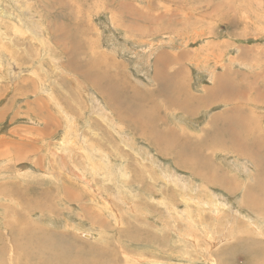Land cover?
Masks as SVG:
<instances>
[{"label": "rangeland", "instance_id": "obj_1", "mask_svg": "<svg viewBox=\"0 0 264 264\" xmlns=\"http://www.w3.org/2000/svg\"><path fill=\"white\" fill-rule=\"evenodd\" d=\"M237 121L264 136V0H0V264L11 227L29 264H264Z\"/></svg>", "mask_w": 264, "mask_h": 264}, {"label": "bare ground", "instance_id": "obj_2", "mask_svg": "<svg viewBox=\"0 0 264 264\" xmlns=\"http://www.w3.org/2000/svg\"><path fill=\"white\" fill-rule=\"evenodd\" d=\"M162 58H165L164 56H162L160 58V60ZM167 59V58H165ZM159 60V61H160ZM164 60V59H163ZM168 60V59H167ZM175 60V58H174ZM162 61V60H161ZM176 61V60H175ZM164 62V61H163ZM162 64H165L163 63ZM160 63V62H159ZM157 66V65H156ZM160 66V65H159ZM160 68V67H159ZM222 84V83H221ZM253 84V83H252ZM259 84V83H258ZM237 85V84H236ZM238 87V86H237ZM221 88V87H220ZM236 88V87H235ZM215 89V88H214ZM226 89V88H225ZM218 90V88H217ZM220 90V89H219ZM218 90V91H219ZM210 91V90H209ZM222 91V90H221ZM175 93V97H171V94L168 96V98L165 99V102L166 104L169 106V107H172L174 110H184L183 108L185 103H183V101L186 100L187 101H192V100H196L198 101L199 103H202V104H206L208 103V99L207 97L205 98H199V99H202L199 101V99H193L189 96L188 94V91L187 90H184L182 86H178V85H175L174 86V91ZM215 92V91H214ZM210 93H212L210 91ZM210 93H206L208 95H210ZM230 93V92H229ZM173 94V93H172ZM232 95V94H231ZM263 95V94H261ZM184 96V97H183ZM213 96V95H211ZM225 96V95H224ZM229 96V95H228ZM182 97V98H181ZM223 97V95H222ZM223 98H227V97H223ZM228 101H229V98H228ZM188 103V102H187ZM198 104V103H197ZM192 105V104H190ZM186 106V105H185ZM187 108H188V105H187ZM189 109V108H188ZM187 109V110H188ZM192 109V108H191ZM196 109V108H195ZM190 110V109H189ZM185 113H188L189 111H186L184 110ZM224 115V114H223ZM219 116V115H218ZM221 116V114H220ZM221 118V117H220ZM234 118V116H233ZM217 119V118H216ZM226 119V118H225ZM237 119V118H235ZM240 119V118H239ZM218 120V119H217ZM223 120V119H222ZM241 122V120H238ZM237 121V123H238ZM213 122H217L215 119L213 120ZM242 123V122H241ZM213 124V123H212ZM211 124V125H212ZM229 123H227L228 125ZM217 124L215 123V126ZM225 125V126H227ZM237 126H239L240 128H242V125L240 126V124H234L233 126L232 125H228L227 127V132H223L222 130H218L217 133L215 135H221L223 138H227L229 141H230V144H228L227 147H225V144L220 147L218 150H224L229 152V153H235V154H238L240 156H247L249 155L256 163H257V168L258 170L264 174V136L261 135L260 131H254V132H249L248 134L245 135V138L248 140V142H243L241 138H237V132L240 128H237ZM217 127V126H216ZM222 127V126H221ZM220 127V128H221ZM218 129V128H217ZM225 131V130H224ZM259 133V134H257ZM213 134V133H212ZM240 134V133H239ZM242 134V132H241ZM158 139V140H157ZM153 140L155 142H160L159 138L156 137V136H153ZM227 149V150H226ZM248 194L251 193V190L247 191ZM30 213V212H29ZM19 221V224H20V220ZM26 223V222H25ZM25 225V224H24ZM27 225V223H26ZM29 226V225H27ZM23 227V226H22ZM30 228V227H29ZM22 229V228H21ZM31 231H36L35 229L34 230H30V229H27L26 227L22 230H16L15 228H10V237H11V240H10V244L9 245V248H10V251L13 252V256H11V263L12 264H29L31 263L33 260L37 259V255H36V251H29V249L31 248H36L33 244V242H35L36 244L39 243V240L41 239L42 237V232L39 233L41 234V237H37V238H34L31 236ZM14 234V235H12ZM1 236V235H0ZM40 236V235H39ZM86 237H88V235H85ZM9 238V237H8ZM48 238V237H47ZM3 240V238H2ZM9 240V239H8ZM47 239H44L43 241H46ZM5 242V241H4ZM41 243V242H40ZM39 243V244H40ZM42 246V244H40ZM42 248V247H41ZM47 248V247H46ZM41 252V251H40ZM45 259V258H44ZM54 260V258H52ZM51 259V260H52ZM47 261V260H46ZM42 259L39 261V263H42ZM49 262V261H48ZM50 264V263H48Z\"/></svg>", "mask_w": 264, "mask_h": 264}]
</instances>
